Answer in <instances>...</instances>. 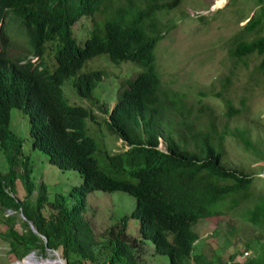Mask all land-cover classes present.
<instances>
[{
    "label": "trees",
    "instance_id": "1",
    "mask_svg": "<svg viewBox=\"0 0 264 264\" xmlns=\"http://www.w3.org/2000/svg\"><path fill=\"white\" fill-rule=\"evenodd\" d=\"M179 2L0 0V151L7 162V170L0 172V199L5 198L10 206L18 208L23 198L12 195L14 180L21 181L26 200L36 187L29 177L22 140L8 127L11 108H19L27 115L32 149L43 153L49 164L61 170L73 169L81 177V183L69 192L78 195L76 204L66 203L62 195L54 196L53 202L48 203L56 211L48 219L40 212V197L37 196L34 208L28 207L32 221L27 220L45 242L39 244L41 239L31 234L24 253L40 247L58 249L67 264H140L138 251H144V240H149L154 252L166 255L168 264H188L189 259L194 264H215L202 253L192 254L197 239L192 226L198 218L220 215L217 206L234 205L232 194H250L257 205L248 212V219L264 227V210L259 214L262 196L248 187L250 175L220 164L221 142L226 134L236 131L245 148L252 146L250 139L238 133L237 127L228 129L226 121L218 134L210 106L201 103L200 108L195 107L177 88H162L153 51L169 28L160 14ZM255 2L258 9L231 36L226 50L232 62L251 53L261 55L259 67L263 69L264 33L260 37L256 34L264 25V0ZM81 18L88 22L75 37L72 25ZM249 37L255 40L247 41ZM11 47L25 53L9 56ZM101 53L108 55L112 63L129 60L142 70L133 78H126L115 91V103L105 121L108 131L128 147L108 156V161L105 152L101 155L99 150V165L94 157L97 146L84 127V119L92 117V113L82 105L69 103L61 84L71 80L74 93L89 98L104 71L86 70L83 66ZM45 54L53 58L52 69L44 63ZM33 56L35 60L30 61ZM223 101L226 117L231 116L230 111H238L229 100ZM200 114L207 120L204 127L194 129L195 121L199 125ZM180 127L187 130L188 138L176 132ZM159 138L165 151L157 148ZM187 139L193 142L194 150L180 145L186 144ZM109 167L133 181L107 173ZM227 181L231 183H222ZM7 187L13 197L6 195ZM92 190H121L134 198L133 209L119 218L116 225L120 227L115 232L108 227L107 236L95 235L81 214L85 194ZM240 212L245 214L246 210L241 208ZM127 218L137 220V235L130 240L124 231ZM226 233L231 236L233 231ZM96 244L100 245L94 253ZM102 249L109 253L102 254ZM236 253L231 252L226 261L216 264H264V250L257 262L251 258L236 262ZM21 260L28 262L27 258Z\"/></svg>",
    "mask_w": 264,
    "mask_h": 264
},
{
    "label": "rangeland",
    "instance_id": "2",
    "mask_svg": "<svg viewBox=\"0 0 264 264\" xmlns=\"http://www.w3.org/2000/svg\"><path fill=\"white\" fill-rule=\"evenodd\" d=\"M258 5L255 0H180L169 11L160 14L161 21L165 22L169 29L157 41L153 53L154 57L156 55L155 67L162 88H177L186 94L189 99L187 103H192L195 107L200 108L201 103L210 106L218 134L226 121L228 129L237 127L238 133L250 139L252 146L245 148L236 131L226 134L221 142L220 164L250 175L248 187L255 195L260 193L262 196L263 204L259 208L261 214L264 210V68L259 67L261 55L257 53L232 62L226 50L230 45L228 40L258 9ZM86 22L88 21L81 18L73 23L72 32L75 37L81 33ZM263 33L264 25L256 36L260 37ZM254 40L250 37L247 39ZM23 53L25 51L17 47L8 50L9 56H21ZM34 60V56L30 57V61ZM44 63L48 69H52V56L45 54ZM83 68L104 71L91 96L85 98L76 95L71 80H65L61 84V90L69 103L82 105L91 111L92 117L84 119L85 133L94 140L97 146L94 157L99 165H102L99 150L101 155L105 152V161H108V156L122 152L128 147L125 141L108 131L105 121L108 120V113L115 103V91L126 78H133L142 68L129 60L112 63L108 55L102 53L87 60ZM223 99L229 100L232 106L238 109L230 111V117L224 115L226 108ZM206 120L205 115L200 114L199 125L195 121L193 128L204 127ZM8 127L22 140V153L26 156L30 169L29 177L36 187L26 200L27 194L21 181L15 179L12 195L18 199L23 198L20 207L10 206L8 200L0 199V264H60L54 260V249L35 247L23 252L26 240L33 233L41 239L39 244L45 242L44 237H40L32 229L35 227L30 222L32 217L28 213V207L34 208L37 196L40 197V212L48 219L56 211L54 206L48 203L53 202L54 196L62 195L66 203L76 204L78 195L69 192L71 187L81 183V177L73 169L61 170L49 164L43 153L30 147L27 115L21 109L9 110ZM239 130H244V133ZM176 132L184 133L188 138L187 130L183 127L176 128ZM180 145L189 151L194 150L190 139H187L186 144ZM157 147L165 150L161 138L158 139ZM6 170L5 155L0 151V172ZM105 171L133 181L127 174L116 173L111 167ZM5 193L12 196L9 187ZM230 199L235 200L231 207H216L220 215L198 218L195 221L192 228L197 239L194 245L195 253L192 254L202 253L207 261L216 264L219 260L226 261L231 252L240 251L235 254L234 261L240 263L251 258L257 262L264 250V227L248 219V212L257 204L250 199V194L248 197L232 194ZM133 207L134 198L125 191L92 190L85 194L81 214L95 235L107 236L108 227L111 226L115 232L120 227L116 225L119 218L128 215ZM241 208L246 210L245 214L240 212ZM229 213L233 216L230 217ZM228 230L233 231L231 236L227 235ZM124 231L128 240L136 236L137 220L127 218ZM99 245L93 246L94 253L98 252ZM143 246L144 251H138L140 264H168L166 255L154 252L149 240H144ZM56 251L58 258L63 259L58 249ZM101 253H109V250L102 249ZM23 258H27L28 262L22 261ZM188 264H194V260L189 259Z\"/></svg>",
    "mask_w": 264,
    "mask_h": 264
},
{
    "label": "water",
    "instance_id": "3",
    "mask_svg": "<svg viewBox=\"0 0 264 264\" xmlns=\"http://www.w3.org/2000/svg\"><path fill=\"white\" fill-rule=\"evenodd\" d=\"M32 227V225H31ZM32 229L35 231V229L32 227ZM36 232V231H35ZM40 237H42L40 234H38ZM54 253L56 255V258L54 260H57L58 262H60V264H67L66 263V260L63 258V259H59L58 258V254H57V251L54 249Z\"/></svg>",
    "mask_w": 264,
    "mask_h": 264
},
{
    "label": "bare ground",
    "instance_id": "4",
    "mask_svg": "<svg viewBox=\"0 0 264 264\" xmlns=\"http://www.w3.org/2000/svg\"><path fill=\"white\" fill-rule=\"evenodd\" d=\"M51 263V262H50ZM12 264H14V263H12ZM15 264H19V262L18 263H15ZM24 264V263H23ZM25 264H27V263H25ZM33 264V263H32ZM40 264H43V263H40ZM44 264H46V262L44 263Z\"/></svg>",
    "mask_w": 264,
    "mask_h": 264
},
{
    "label": "clouds",
    "instance_id": "5",
    "mask_svg": "<svg viewBox=\"0 0 264 264\" xmlns=\"http://www.w3.org/2000/svg\"><path fill=\"white\" fill-rule=\"evenodd\" d=\"M158 148V147H157ZM161 150V149H160ZM163 151V150H162ZM165 151V150H164Z\"/></svg>",
    "mask_w": 264,
    "mask_h": 264
}]
</instances>
